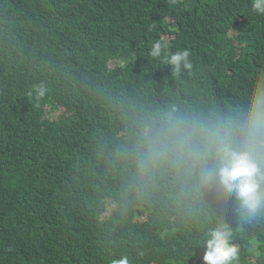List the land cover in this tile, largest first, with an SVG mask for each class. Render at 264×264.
<instances>
[{
  "label": "trees",
  "instance_id": "obj_1",
  "mask_svg": "<svg viewBox=\"0 0 264 264\" xmlns=\"http://www.w3.org/2000/svg\"><path fill=\"white\" fill-rule=\"evenodd\" d=\"M261 94L253 0H0V264H203L221 223L264 264V210L201 180Z\"/></svg>",
  "mask_w": 264,
  "mask_h": 264
},
{
  "label": "clouds",
  "instance_id": "obj_2",
  "mask_svg": "<svg viewBox=\"0 0 264 264\" xmlns=\"http://www.w3.org/2000/svg\"><path fill=\"white\" fill-rule=\"evenodd\" d=\"M253 8L264 14V0H253ZM167 41L157 40L150 49L152 57L167 51ZM190 52L179 50L169 53L167 62L176 72L191 68ZM43 95V90L40 91ZM240 136L235 141L232 130L216 133L214 171H203L202 183L209 189L217 185L234 194L240 208L248 217L264 210V94L254 97L249 111L240 126ZM232 231L221 223L211 228L203 242V264H234L238 249L232 242ZM112 264H128L127 258L113 260Z\"/></svg>",
  "mask_w": 264,
  "mask_h": 264
},
{
  "label": "rangeland",
  "instance_id": "obj_3",
  "mask_svg": "<svg viewBox=\"0 0 264 264\" xmlns=\"http://www.w3.org/2000/svg\"><path fill=\"white\" fill-rule=\"evenodd\" d=\"M115 65V63H110V66H114ZM58 113H56L55 115H57ZM52 119H54L53 117H52Z\"/></svg>",
  "mask_w": 264,
  "mask_h": 264
}]
</instances>
